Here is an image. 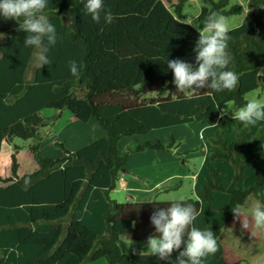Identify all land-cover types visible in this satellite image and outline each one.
<instances>
[{
	"label": "trees",
	"instance_id": "1",
	"mask_svg": "<svg viewBox=\"0 0 264 264\" xmlns=\"http://www.w3.org/2000/svg\"><path fill=\"white\" fill-rule=\"evenodd\" d=\"M199 28L209 15L240 14L231 0H204ZM250 19L230 28L228 69L238 76L233 90H197L189 99L173 84L167 60L195 64L198 28L183 21L187 0H105L112 22L96 23L81 0H50L45 14L58 40L48 49L49 65L38 69L34 49L19 22L0 19V264H87L106 258L111 264H170L148 252L126 253L119 239L154 235L150 216L180 201L195 205L194 226L213 231L218 248L204 264H230L221 242L234 219L232 207L264 192V122L244 126L221 107L236 109L246 95L264 85V0H246ZM262 5V6H261ZM23 18H21L22 20ZM80 65L79 76L69 61ZM45 108L69 109L84 122L97 120L105 133L76 150L63 147L58 157H39L40 167L19 176L15 153L2 158L4 141L39 139L48 125ZM201 122L206 145L197 171L196 196L175 201L119 202L112 198L127 171L123 137L153 129ZM171 143L146 141L165 149ZM183 247V245H182ZM178 252H173V259Z\"/></svg>",
	"mask_w": 264,
	"mask_h": 264
},
{
	"label": "rangeland",
	"instance_id": "2",
	"mask_svg": "<svg viewBox=\"0 0 264 264\" xmlns=\"http://www.w3.org/2000/svg\"><path fill=\"white\" fill-rule=\"evenodd\" d=\"M187 1L186 16L182 20L195 23L198 27L199 14L205 1ZM231 1L242 3L244 11L223 17L229 29L247 22L253 10L246 0ZM246 98L264 102V85L250 91ZM226 107L232 112L238 110L234 102L224 104L221 110ZM41 114L48 121V125L40 129V147H36L39 142L36 138L15 137L12 141L3 143L1 156L5 158L12 153L17 155L20 163L19 176L38 169L40 156L58 157L63 152V147L74 151L105 133L97 120L84 122L67 108H45ZM228 114L232 115L230 111ZM204 126L201 122H191L123 137L120 150L122 154L129 155L127 171L123 175L127 183L123 185L119 180L116 189L111 193L112 198L119 202H136L175 201L195 197V174L203 164L206 154V145L202 139ZM172 136H175L176 140L170 148L160 150L145 146L138 149L140 144L146 141L156 142L158 139L170 144ZM255 200L257 198L252 197L245 205ZM240 219L242 217L232 219L222 231L221 242L227 261L230 264H264V231L251 227L243 229ZM252 232L255 235H252ZM146 243L147 239H131L124 236L119 239L120 249L126 253L148 252L145 251ZM87 264L111 263L106 258H101Z\"/></svg>",
	"mask_w": 264,
	"mask_h": 264
},
{
	"label": "clouds",
	"instance_id": "3",
	"mask_svg": "<svg viewBox=\"0 0 264 264\" xmlns=\"http://www.w3.org/2000/svg\"><path fill=\"white\" fill-rule=\"evenodd\" d=\"M49 2L0 0V19L19 22L18 29L27 33L24 47L36 50L34 59L38 69L51 63L47 52L58 40L56 26L45 14ZM81 3L85 15L90 16L92 21L112 22V14L105 9V0H81ZM188 24L197 27L195 23ZM197 28L200 34L194 48L195 64L179 58L167 60L175 88L180 92H188L189 99L194 97L197 90L211 89L219 93L235 89L239 78L228 69L231 60L227 51L230 29L224 18L216 14L209 15L204 26ZM68 66L73 76H79L80 65L77 61H69ZM229 111L232 119L244 126L254 127L264 122V102L255 99L234 112L226 107L220 111V116L224 117ZM258 196H264V192L258 193ZM200 211L195 205L180 201L158 208L150 216L155 234L148 237L145 251L156 256L158 261H168L170 264H204V258L217 252L218 244L213 231L194 226ZM232 212L235 218L242 217L240 225L243 229L251 227L264 231V200L257 199L244 206L237 204L232 207ZM252 235L255 233L252 232ZM174 251L178 252L175 259L172 256Z\"/></svg>",
	"mask_w": 264,
	"mask_h": 264
},
{
	"label": "crops",
	"instance_id": "4",
	"mask_svg": "<svg viewBox=\"0 0 264 264\" xmlns=\"http://www.w3.org/2000/svg\"><path fill=\"white\" fill-rule=\"evenodd\" d=\"M174 1H176V0H174ZM121 182L123 185H125L127 183V181L125 179H121Z\"/></svg>",
	"mask_w": 264,
	"mask_h": 264
},
{
	"label": "built area",
	"instance_id": "5",
	"mask_svg": "<svg viewBox=\"0 0 264 264\" xmlns=\"http://www.w3.org/2000/svg\"><path fill=\"white\" fill-rule=\"evenodd\" d=\"M123 178V177H122Z\"/></svg>",
	"mask_w": 264,
	"mask_h": 264
}]
</instances>
